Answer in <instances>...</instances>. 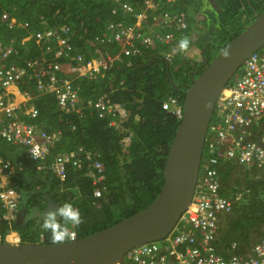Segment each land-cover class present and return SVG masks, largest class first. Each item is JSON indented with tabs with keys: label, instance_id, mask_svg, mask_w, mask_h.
I'll use <instances>...</instances> for the list:
<instances>
[{
	"label": "trees",
	"instance_id": "trees-1",
	"mask_svg": "<svg viewBox=\"0 0 264 264\" xmlns=\"http://www.w3.org/2000/svg\"><path fill=\"white\" fill-rule=\"evenodd\" d=\"M154 1L155 7L145 9V0H0V58L6 65L14 62L20 65L24 70L22 78L27 82L18 80L19 87L23 91L29 88L33 92L28 101L35 107L36 115L26 116L25 121L40 126L50 134L59 132L54 150L74 151L82 147L86 156L90 153V158L81 154L80 168L75 167L76 164L66 163L63 181L66 189L60 199H53L60 201V205L71 201L79 208L82 223L75 228L78 238L114 223L116 211L111 209V204H114V208L118 207L117 204L123 208L122 213L117 214L123 218L149 204L160 190L165 157L179 123L175 114L163 107V101L169 96H177L182 102V90L189 85L187 71L196 65L202 66L201 62L185 57V50L174 51L171 60L164 59L162 52L177 49L179 41L187 37L190 43L197 44L201 49L207 43L204 55L210 59L219 50V43L224 45L264 10V0H215L218 11L213 8L211 11L205 10L204 18L198 20L195 14L201 6L199 0ZM124 3L132 7V12L123 11L121 6ZM144 9L145 20L135 28L142 36L137 38L134 49L127 45L122 47V41L113 39L114 30L107 26L121 22L124 27H132L136 14ZM175 10L184 13L185 27L180 28L165 19V23L148 31L153 13L170 14ZM198 23L204 28L200 29ZM48 29L61 31V36L69 37L71 44L70 54L54 59L60 66L54 71L58 77L71 78L64 70L71 56L75 59L72 62L78 64V55L95 61L99 57L106 59L107 54L121 52L117 59L107 63L106 68L89 74L91 77L74 78L80 101L86 107L80 115L75 111L59 109L54 95L37 91L35 72L40 62L30 64L40 59L45 46L56 43V38L45 36ZM37 33L42 38H37ZM164 35L171 37L164 39ZM147 36L152 38V42L146 46L142 40ZM7 49L10 51L5 54ZM57 49L62 48L58 46ZM47 53L49 58L53 57L52 51ZM197 70L199 72L201 68ZM183 76L185 79L180 80ZM102 95L120 104L121 113L99 118L95 109L85 105L87 99ZM217 116L215 111L203 149V162L212 156H219L216 150L210 151L214 128L220 125ZM110 120L114 124L111 125ZM1 142L5 140L0 138ZM0 158L17 167L11 159ZM51 159L52 153L46 162L49 163ZM92 159H98L104 167V179L99 184L105 185L106 189L99 197L92 195L94 185L91 175L96 173ZM218 167L222 195L231 198L235 192L243 191L241 186L248 190L225 219L226 225L216 242L217 250L222 252L221 246L232 240L245 250L263 236L264 175H255L256 178L248 183L246 172L254 170L237 162L223 161V158ZM261 169L264 172V165ZM45 172L48 177L51 176L50 170ZM52 175L51 184L56 187L61 181ZM12 182L16 183V180ZM72 187H75L74 190H71ZM28 191L29 194L25 196L28 199L27 215L32 214L34 210L31 207L40 203L44 196L39 191H33V188ZM1 205L0 201L2 240L8 224L1 217ZM13 220L11 227L21 242H38L37 235L41 228H38L35 220H29L24 226ZM51 241L50 233L45 232L44 242Z\"/></svg>",
	"mask_w": 264,
	"mask_h": 264
},
{
	"label": "built area",
	"instance_id": "built-area-1",
	"mask_svg": "<svg viewBox=\"0 0 264 264\" xmlns=\"http://www.w3.org/2000/svg\"><path fill=\"white\" fill-rule=\"evenodd\" d=\"M124 12H132V7L126 3L122 4ZM5 18L6 16L3 15ZM174 19L178 24L184 26L183 15H175ZM116 32L113 39L121 40L125 35L126 40L129 39V48L134 47L128 32L130 28L123 26L119 22L117 25L111 23L107 26ZM111 32V30H110ZM59 30L48 29L45 36L56 38L54 45L45 46V51L40 56L39 69L41 74L46 77L37 78V91L45 93L49 87L55 92H62L61 102L67 99H75V105L79 101L78 86L74 84V78L91 77L87 74V68L93 69L95 74L100 69L107 67L102 61H91L84 59L78 55V64L73 63L74 57L68 59V64L64 68L65 72L71 78L59 77L61 82L52 87V84L45 86L43 80L54 79L58 77L54 72L60 67L58 63L52 61L61 56H67L71 50V44L67 36H61ZM120 35V38H117ZM37 38H42L40 33L36 34ZM128 38V39H127ZM144 42H150L146 38ZM60 46L63 53L57 52ZM10 49L5 51V54ZM49 51L53 52V57L49 58ZM127 49H125V52ZM41 60L49 62L41 63ZM34 64H37L35 61ZM5 71H13L11 74H3ZM7 73V72H6ZM9 73V72H8ZM23 74V70L17 71L15 68L0 67V137L10 144L30 145L29 153L33 158H44L48 144L55 138L46 132H37L33 124L21 122L14 119L16 105L11 96L10 86L16 83ZM7 80V82H5ZM27 98L29 96L27 95ZM172 101H175L174 99ZM82 104V103H81ZM74 104L65 109L75 106ZM85 105L95 109L99 118L121 113L120 104L113 103L107 95H102L94 99H87ZM22 114L27 115L29 112L34 116L36 109L34 106L21 108ZM217 117L220 125L214 131V138L210 144L212 152L216 150L219 155L212 156L208 161L203 162L201 166L202 178L199 179L192 202L182 215V221L200 228L203 231V240L208 243L213 238L216 219L219 213L230 211L232 202L223 197L219 193V171L216 165L222 157L226 161L237 162L244 165L245 168H254L260 170L264 165V46L253 53L239 68L233 79L226 85L221 93L217 103ZM110 124H114L110 120ZM39 133V134H38ZM212 155V153H211ZM72 154L67 153L58 155L50 164L49 168L52 173L57 174L61 180L65 177V164L72 161L73 164L79 165L78 160L72 159ZM90 158V153H87ZM97 168H101L99 162H95ZM14 168L10 161L0 158V201L6 210H14L13 204L10 203L9 191L13 188L8 186L6 175L13 172ZM98 195L99 191H95ZM238 199L239 197L236 196ZM152 248H143L134 250L130 262L128 264H264V239L255 243L249 254H240L236 250L233 243L230 252L224 254H216L210 246H191L187 249L186 256L177 253V257L169 260L165 255H157Z\"/></svg>",
	"mask_w": 264,
	"mask_h": 264
},
{
	"label": "water",
	"instance_id": "water-1",
	"mask_svg": "<svg viewBox=\"0 0 264 264\" xmlns=\"http://www.w3.org/2000/svg\"><path fill=\"white\" fill-rule=\"evenodd\" d=\"M208 1L217 7L215 0ZM263 46L264 10L210 60L205 59L202 71L191 78L162 168L163 183L149 204L98 231L62 243L0 242V264H116L130 248L166 235L194 196L219 95ZM24 213L25 207L17 213L16 223H24Z\"/></svg>",
	"mask_w": 264,
	"mask_h": 264
},
{
	"label": "clouds",
	"instance_id": "clouds-1",
	"mask_svg": "<svg viewBox=\"0 0 264 264\" xmlns=\"http://www.w3.org/2000/svg\"><path fill=\"white\" fill-rule=\"evenodd\" d=\"M200 2H201V0L199 1V3ZM206 2L209 3L208 0H206ZM149 3H150V6L149 7L145 6L146 9L147 8H153V7L156 6V3L154 2V0H153V2H146V4H149ZM151 3H152V6H151ZM209 4L211 5V3H209ZM141 14L142 13L136 14V19ZM140 18L141 17H139V19ZM153 18H158V19L163 20V22H161L159 25H161L162 23H165V19H169V23H173L174 22L177 26H182V25L178 24V22H177L176 19L170 20V18L168 16H166L164 12L161 13V14L160 13L159 14L156 13ZM183 18H184V16H183ZM140 25H141V23H138V25H136V26L139 27ZM185 26H186V24H185V21H184V26H182V27H185ZM197 26H198V24H197ZM126 28H127V30H128V28H130L128 32L132 35L131 40H132V42L135 45V42H137V38L140 37V36H142V35H140V32H138V31H135V32L132 31L131 26L130 27L129 26H126ZM202 28H204V26H201L200 27V29H202ZM156 36H158V34H156ZM165 37L168 39L171 36L164 35V39H165ZM146 38H149L150 42H144V40ZM119 41H122V47H123L125 45V43L123 42V39H121ZM151 42H152V38L150 36L144 37L143 40H142V43L144 45H146V46L149 43L151 44ZM189 43H190L189 39L187 37H184V38H182L179 41L178 46H177V49H174V50H171V51H167V52H162V54H163L162 56L164 57V59L171 60L172 57H173L174 51L179 50V51L182 52V51L185 50L184 51V54H183L185 57H189V58L193 59V61L198 62V63L201 62V65L202 66L199 67L197 65V68L194 67L192 70L187 71V76L189 77V85H190L191 84V78L194 77V76H196L198 73H200L202 71V69L204 68V66H205L203 64L204 60L205 59L210 60L212 57L209 59L208 57H205V55H204V52L206 50V46L208 45L207 43L202 47V49L200 47H198V45L195 44V43H190V44ZM203 48H204V51H203ZM124 52H125V50H124ZM52 61H54V60H52ZM0 63H4L1 60V58H0ZM200 68H201V70L199 72H197L198 71L197 69H200ZM20 69H21V67H20ZM40 70H42V69L41 68L40 69H37V73L35 72V79L42 78V77L43 78L46 77V75L41 74ZM23 72H24V70H23ZM233 77L230 79V81L233 79ZM20 78H21V80L20 79L19 80L21 82L22 81L23 82L25 81V78H22V76ZM177 81L179 83H181L178 78H177ZM189 85L186 88H188ZM226 85H225V87H226ZM15 86H19V82H16ZM186 88H184L182 90L183 97H184V91H185ZM220 95H219V97H220ZM78 96H79V92H78ZM173 99L175 101H172ZM218 100H219V98H218ZM218 100H217L216 105H215V109H214V112H213L212 119L214 117L215 111H217V103H218ZM182 104H183V100H182V102H180V100H179V98L177 96H169V97H167L166 100L163 101V107H166L167 109H169L170 111H172L175 114V116L178 118V121H180V119L182 117ZM81 106H84V105H83V103L81 104V101H80V98H79V101L77 102V104L74 107H71L68 110L65 109V108L64 109L59 108V109L65 111V112H69V111L78 112V108H81ZM26 107H30V106H27L26 105ZM29 115H31L30 112L27 115H24V118H19L18 117V119L21 122H26L25 121V117L26 116L28 117ZM33 125L35 126V130L37 132L44 131L48 135H51V136H54L55 137L48 144V150H47L44 158H33L30 155V153H29V148L30 147H28L26 145H21V144H11V145L25 147L26 148V153H27L28 157L31 160H33V161L39 162V166L42 169L50 170L49 166L55 160V158L58 155H64V154H67V153H71L72 154V157H73L72 159L78 160L79 165H76L75 167H77V168H80L81 167V162H80L79 158H80L81 154H84L85 155V151H84L85 149H83L82 147H78L74 151L54 150V148H55V145L54 144L57 142V139L60 136V133L58 132V133L50 134L46 130L41 129L40 126H38L36 124H33ZM210 125H211V123H210ZM210 125H209V127H210ZM208 130H209V128H208ZM207 136H208V131H207ZM50 153H52L53 159H51L50 162L47 163L46 160H47L48 156L50 155ZM85 157L87 158L86 155H85ZM202 158H203V156H202ZM221 158H223L222 155H221ZM92 160H93V168L96 171L95 175L94 174L91 175V177H92V184L94 185L92 195L94 197H99V196L102 195V191H104L106 189V186L105 185L101 186L99 184L104 179V175H103L104 167H103V164L98 159H92ZM96 161L100 163V166H101L100 169L95 166V162ZM223 161H226V160H224V158H223ZM228 162H230V161H228ZM66 163H70L71 165L73 164L72 161H67ZM202 163H203V160L201 161V166H202ZM219 165H220V161L216 165V168L217 169H219V167H218ZM16 170H17V167L14 168V170H13V172L11 174L6 175L7 176L6 177V179H7V183L6 184L7 185H9V183H8L9 178L14 175V173H15ZM50 172H51V170H50ZM65 172H66V167H65ZM52 174H54V173H52ZM54 175H56L58 177V179L61 181L60 184L58 186H56V191H57V194L59 196L57 199H60L61 198V193L66 189L65 186H64V183H63V181L65 180L66 175H65V177H64L63 180H61L57 174H54ZM202 175L203 174L201 172V167H200L198 181H199L200 178H202ZM219 177H220V174H219ZM255 178L256 177H254V179ZM198 181H197V183H198ZM219 184H220V189H221V183H220V181H219ZM241 187H242V189L244 188L243 191L242 192H235L234 195H233V197H231V198L222 195L221 194V191L219 189L220 195L223 196V197H225V198H227L228 200H230L232 202V207H231L230 211H227V212H223V213H219L218 214L217 219H216V222H215L216 223V227H215V231H214L213 238L211 240H209L208 243H206L203 240V231L200 228H198L196 226H193V225H191V224H189L187 222L182 221V218L181 217H182L183 213L185 212V210L187 209V207H188L187 206L186 209L180 214L179 218L177 219L176 223L173 225V227L171 228V230L166 235H164L160 239L147 241V242H144L142 244H139L137 246H134V247L130 248L123 255L122 259L119 262H117L116 264H128L130 262L131 255H132V253H133L134 250H138V249H141L142 250L143 248H152L153 249V246H155L154 250H155V252L157 253L158 256L159 255H165L167 257V259H169V260H171V258L172 259L176 258L177 257V253H181L182 255L186 256L187 249L189 247H191V246H199L200 248L201 247H204L205 245L206 246H210L212 248L213 252H215L216 254H224L225 255L227 252H230L231 245L234 243L235 246H236V250H237L238 253H240V254H249V253H251V249L254 246V244L257 243V242H259L260 240L264 239V224L261 226V231L263 232V236L258 237L252 244L249 245V247L247 249H245V250L240 249L238 243H236L234 240H232V241H229L227 243V245L221 246L222 252L219 251V250H217V243L216 242H218V239H219V237H220V235L222 233L221 232L222 228L224 227V225H226V220L225 219L227 218V216L230 213H232L233 206L235 204H237V203L240 202V199H241L242 195L244 193H246L247 190H248L247 187H244V186H241ZM74 188L75 187H72L71 190H74ZM95 191H99V194L97 195L95 193ZM236 196H238L239 198L237 199ZM192 200H193V198H192ZM192 200H191V202H192ZM24 202H25L26 205H28L26 200H24ZM52 203L58 204V207L55 208V209H53V210H50V211H46L45 210L44 213H43V217H42L41 224H40V221L41 220H39V218H38L37 215L33 214L34 212H32V214H28V215L25 216V221H24L23 224L16 223V222L15 223L16 224H19L21 226H24L25 224H27V222L29 220H32V219L35 220L36 221V224L37 223L39 224L38 225V228H41V231L37 235V241L38 242H35V243H45L44 242L45 232L50 233L51 239H52L51 242H53V243H62L64 241L68 240V239L78 238L77 237V231L75 230V228H78L79 225L82 223V217H81V213H80L79 208L75 207L71 201L63 202L61 205H60V201H52ZM1 207H2L1 217H2V219H4L7 222L8 226H7V232L3 236L2 240H1V236H0V242L29 243V242H21L19 235L11 227L12 226V223L14 221L13 219L16 220V216H17V213L18 212H16V210H11V211L6 210L2 205H1ZM31 208L33 210H35V205L33 207H31ZM120 213H122V210H120ZM119 219H121V218H119L118 215H116V217H114V220L115 221H117ZM13 234H14V237H12ZM14 240H17V241H14ZM219 245H220V242H219Z\"/></svg>",
	"mask_w": 264,
	"mask_h": 264
},
{
	"label": "crops",
	"instance_id": "crops-1",
	"mask_svg": "<svg viewBox=\"0 0 264 264\" xmlns=\"http://www.w3.org/2000/svg\"><path fill=\"white\" fill-rule=\"evenodd\" d=\"M174 1L176 0H171V2H174ZM146 2H153V0H145V6L149 7L150 3L146 4ZM151 6H152V3H151ZM172 12L173 13H170V14L164 12L165 15L170 18V20H174L175 15L179 16L180 14L183 13L182 11H178V10H175ZM140 13H142L139 16L141 18L139 19V17H137L134 26L131 27L132 31L134 32L137 30L135 28L138 27L136 25H138V23H142L145 20L146 12L142 10V12ZM155 14L156 13H153V15ZM157 19L158 18L151 19L152 22L149 23L147 26L148 31H153L155 26L158 27V25L161 22H163V20L161 19L157 20ZM24 82H27V81L25 80ZM13 89L15 90L13 92V94L15 95V97H13V100L16 103L14 119L16 118L18 119V117L24 118V114H22L21 108L23 107L24 104L27 106H33V104H31L28 101L29 98H27V94L31 96L33 92H30L29 88L23 91L19 86L13 87ZM17 99L19 100L17 101ZM83 109H86V107L81 106V108H78V112L76 113H78L79 115L82 114ZM0 156L9 158L13 162L16 163L17 170L15 171L14 175L10 178V180L11 181L16 180L15 185L17 187L22 189L23 192L28 191L30 188H33V191L34 190L39 191L42 195H44L40 203L37 202V204L35 205V210L33 211L34 212L33 214L37 215L39 220L42 221L43 213L45 210L50 211L58 207V204L52 203V201H54L53 199H56L59 197L56 191V187H54V185L52 186L51 184V179H52L51 176H53L52 173H51V176L48 177L46 175L47 172H45L46 169H42L39 166V162L31 160L26 153V148L23 146H15L9 143L1 142L0 143ZM247 169H250L251 171L254 170L253 172H249V171L246 172L248 183H250L254 179L255 175H260V176L264 175V172H262L263 171L262 169L260 170H256L254 168H247ZM25 200L27 201L28 199L25 198Z\"/></svg>",
	"mask_w": 264,
	"mask_h": 264
},
{
	"label": "bare ground",
	"instance_id": "bare-ground-1",
	"mask_svg": "<svg viewBox=\"0 0 264 264\" xmlns=\"http://www.w3.org/2000/svg\"><path fill=\"white\" fill-rule=\"evenodd\" d=\"M182 15L184 16V13H182ZM126 27V26H125ZM180 28H183L182 26H180ZM112 34L115 36V34H116V32H114V31H112ZM117 38H120V35H118V37ZM122 39H123V42L125 43V45H127L128 47H129V45H128V41H129V39L128 40H126V38H125V35H123L122 36ZM96 43H98V40H97V42ZM100 43V42H99ZM133 48V47H132ZM131 48V49H132ZM98 51V50H97ZM57 52H58V54L59 53H63V51H62V49H57ZM119 53H121L120 51H118L117 53H115V54H113V55H115V56H113V55H111V54H107V55H105V57H106V59H101L100 57L99 58H97L95 61H98V60H100V61H102L103 63H108L109 61H111V60H113V59H117L118 58V56H119ZM40 61V59L38 58L37 60H36V62H39ZM42 61V60H41ZM35 62V61H34ZM34 62H32L31 64H30V66L32 65V64H34ZM49 62V61H48ZM0 67H3V68H9V67H13V68H15V69H17V71H19L20 70V65L19 64H16L15 62L13 63V64H5V63H0ZM87 71H89L88 72V75L89 74H91V73H93V72H95L93 69H89V68H87ZM7 72V73H6ZM9 72V73H8ZM10 72H13V71H5V73H3V74H11ZM5 82H7V80H5ZM61 82V80L59 79V77H55L54 79H45V80H43V84L45 85V86H49L50 84H52V87L54 86V85H56V84H59ZM15 84L16 83H13V85H11L10 86V88H9V90L11 91V96H13V97H15V95L13 94V92L15 91L14 89H13V87H16L15 86ZM36 88H37V86H36ZM78 92H79V90H78ZM44 94H52V95H54L55 97H56V100H57V103H58V106L60 107V108H62V109H64V108H67V107H70L71 105H73V104H75V99H67V100H65L64 102H61V100H60V98H61V96H62V92H55L54 91V89H52V88H50L49 87V89L44 93ZM19 99H17V101H18ZM13 102H14V100H13ZM14 105H16V103L14 102ZM32 115V114H31ZM210 129V128H209ZM1 139H3L2 137H0ZM3 140H5V139H3ZM5 142H7L6 140H5ZM8 143V142H7ZM28 145V147H30V145L29 144H27ZM234 163V162H233ZM12 167L13 168H15L13 165H12ZM11 178V177H10ZM10 178H9V181H8V183H9V185L8 186H10V187H12L13 189L11 190V191H9V198H10V203H12L13 204V209L14 210H17L18 209V212L21 210V208H23V207H25V213L24 214H26L27 215V211H28V209H27V205L25 204V202H24V200H25V196L27 195V194H29L28 192H23L22 191V189H20L19 187H17L16 185H15V183H13L11 180H10ZM12 237H14V234L12 235ZM14 241H17V240H14Z\"/></svg>",
	"mask_w": 264,
	"mask_h": 264
},
{
	"label": "rangeland",
	"instance_id": "rangeland-1",
	"mask_svg": "<svg viewBox=\"0 0 264 264\" xmlns=\"http://www.w3.org/2000/svg\"><path fill=\"white\" fill-rule=\"evenodd\" d=\"M200 1V0H199ZM201 6H200V8L198 9V11L196 12V14H195V16H196V19H198V20H200L201 18H204V15H203V13H204V11L205 10H207V11H211V8H212V5H210L208 2H206V0L204 1V0H201ZM217 10H218V8H217ZM242 19H245V17H243ZM198 25L199 26H201V24L200 23H198ZM244 27H246V25L244 26ZM219 45V48L218 49H220L221 47H222V45L223 44H218ZM211 51H212V48H211ZM211 51H210V53H211ZM217 52V51H216ZM216 54V53H215ZM214 56V55H213ZM213 56H211V57H213ZM87 71V70H86ZM88 72L89 71H87V74H88ZM181 79H185V77L183 76V77H180V80ZM179 80V81H180ZM181 82V81H180ZM181 84V83H180ZM117 206L118 207H116V208H114V204H111V209L113 208L115 211H116V215L120 212V210H123V208L121 207V206H119L118 204H117ZM120 214V213H119Z\"/></svg>",
	"mask_w": 264,
	"mask_h": 264
},
{
	"label": "flooded vegetation",
	"instance_id": "flooded-vegetation-1",
	"mask_svg": "<svg viewBox=\"0 0 264 264\" xmlns=\"http://www.w3.org/2000/svg\"><path fill=\"white\" fill-rule=\"evenodd\" d=\"M145 9H146V7H145ZM145 9H144V11H145ZM215 10L218 11V10H217V7L215 8ZM195 68H197V65L195 66ZM28 192H29V191H28Z\"/></svg>",
	"mask_w": 264,
	"mask_h": 264
}]
</instances>
